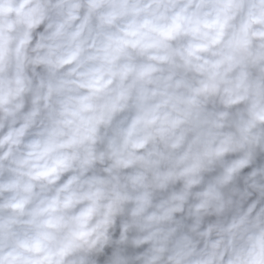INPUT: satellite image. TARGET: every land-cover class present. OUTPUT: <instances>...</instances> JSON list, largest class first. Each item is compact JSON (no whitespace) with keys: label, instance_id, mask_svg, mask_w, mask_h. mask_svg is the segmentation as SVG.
<instances>
[{"label":"clouds","instance_id":"1","mask_svg":"<svg viewBox=\"0 0 264 264\" xmlns=\"http://www.w3.org/2000/svg\"><path fill=\"white\" fill-rule=\"evenodd\" d=\"M0 264H264V0H0Z\"/></svg>","mask_w":264,"mask_h":264}]
</instances>
